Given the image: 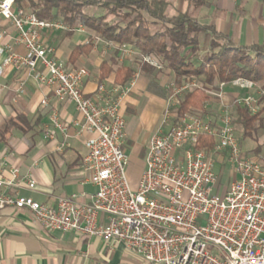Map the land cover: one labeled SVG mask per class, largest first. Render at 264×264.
<instances>
[{
	"label": "built area",
	"instance_id": "obj_1",
	"mask_svg": "<svg viewBox=\"0 0 264 264\" xmlns=\"http://www.w3.org/2000/svg\"><path fill=\"white\" fill-rule=\"evenodd\" d=\"M1 20L13 24L25 54L7 46L0 77L8 67L29 72L55 99L75 106L82 118L76 124L93 135L85 140L87 154L81 169L90 173L97 188L89 204H79L72 196L49 208L31 197L6 194L17 185L30 190L36 185L30 175L20 178L18 168L12 171L13 180H5L0 163L1 210L29 211L48 231L124 244L147 264H264V153L244 152L226 111L216 124L193 112L177 119L180 97L196 83L169 88L165 113L150 138L146 166L134 189L127 175L126 119L120 107V97L128 89L109 90L101 84L93 97L85 95L88 71L66 69L54 58L55 48L43 39L44 32L68 29L62 20L41 21L32 12L16 9L15 0H0ZM3 36L0 29V40ZM142 61L162 69L152 56ZM232 84L245 91L258 89L243 79ZM24 92V84L19 83L17 93ZM216 97L222 98V93ZM41 104L47 106L49 99ZM235 104L253 114L263 108L250 96L237 98ZM52 122L65 132L56 115ZM45 138L53 140L55 133L46 128ZM203 138L215 140V147L203 145ZM67 146L64 141L58 150ZM225 154L233 177L228 187L215 170L219 156Z\"/></svg>",
	"mask_w": 264,
	"mask_h": 264
},
{
	"label": "crops",
	"instance_id": "obj_2",
	"mask_svg": "<svg viewBox=\"0 0 264 264\" xmlns=\"http://www.w3.org/2000/svg\"><path fill=\"white\" fill-rule=\"evenodd\" d=\"M203 1L205 5L195 6L191 0H172L168 15L188 13L201 26L213 28L220 37L239 47L264 46V0ZM20 8L32 12L27 1L21 5L16 3V9ZM0 29L4 33L0 40L1 66L7 56V46L21 55L25 54V49L17 42L18 32L11 22L1 20ZM211 38L210 33L200 36L202 56L209 50ZM43 39L55 48L54 58L62 66L68 70L85 68L88 71L89 76L83 84L88 97H93L101 84L109 90L119 88L115 78L120 68L129 67L134 71L132 80L124 86L127 93H120V107L122 114L136 115L135 130L130 128L125 118L128 127L123 148L129 158L128 166L134 169L139 181L146 166L150 138L158 126L164 99L168 95L165 86L169 80H174V76L165 75L155 67L149 72L144 70L139 61L142 56L136 49L105 42L82 26L74 31L69 27L47 31ZM89 45L92 47L90 53H84L76 62H71L75 48ZM103 63L109 64L113 72L101 82L100 67ZM19 83L24 84L23 94L17 93ZM222 91V98L217 97L214 102L235 98L232 86L226 85ZM237 94L244 96L242 91ZM45 98L49 99V104L43 107L41 102ZM208 104L203 112L193 113L206 119L211 106ZM19 115H25L31 126L23 131L14 129L6 132V123ZM53 115L58 117L65 132L55 128ZM219 118L217 115L206 120L216 124ZM81 120L72 103L55 99L33 74L17 72L10 67L4 69L0 77V163L4 164L3 178L13 180L12 171L18 168L20 178L30 175L36 185L34 190L17 185L9 188L6 194L31 197L49 208H55L61 198L72 196L79 204H89L97 188L90 181V173L81 169V164L87 154L85 140L93 135L82 131L76 124ZM46 128L55 133V139L45 138ZM64 141L68 146L60 152L59 144ZM219 159L215 170L220 180L225 175L230 178L227 154L220 155ZM138 181L134 182V189ZM131 258L144 262L124 244L106 242L98 237H83L77 233L48 231L29 211L13 207L0 209V264H119L129 262Z\"/></svg>",
	"mask_w": 264,
	"mask_h": 264
},
{
	"label": "trees",
	"instance_id": "obj_3",
	"mask_svg": "<svg viewBox=\"0 0 264 264\" xmlns=\"http://www.w3.org/2000/svg\"><path fill=\"white\" fill-rule=\"evenodd\" d=\"M25 1L41 21L62 20L73 31L82 26L105 42L133 47L142 58L152 56L162 65V71L168 70L174 76L177 84L196 81L197 87L179 100L177 119L188 112H203L210 102V91L221 92L223 86L238 79L253 82L264 92V46L239 47L220 37L213 28L201 26L188 13L169 16L172 0H15L20 5ZM191 1L195 6L206 4L203 0ZM91 7L105 13L86 14L84 10ZM111 16L114 21L109 19ZM204 33H210L212 40L209 50L202 56L200 36ZM91 49L90 45L75 48L71 62L90 53ZM140 62L144 70H155L144 61ZM112 72L110 65L103 63L100 81L107 80ZM133 75L131 68H120L116 72V85L124 87ZM233 123L241 131L243 148L246 139L255 141L259 130L264 128V106L256 114L237 106ZM30 126L27 117L19 115L6 123V132L23 131ZM202 144L213 149L216 142L203 138ZM262 148L258 145L254 153H262Z\"/></svg>",
	"mask_w": 264,
	"mask_h": 264
},
{
	"label": "rangeland",
	"instance_id": "obj_4",
	"mask_svg": "<svg viewBox=\"0 0 264 264\" xmlns=\"http://www.w3.org/2000/svg\"><path fill=\"white\" fill-rule=\"evenodd\" d=\"M84 11H85L86 14H89V15H102L103 13H105L104 10L102 11L101 9H98L96 7L86 8ZM109 19L112 20V21L115 20V18L113 16H111ZM139 61H142V58ZM161 72L162 73L164 72L165 75L168 74V73L171 74L170 72H168V70H164V71L161 70ZM152 75H154V73H151V76ZM183 83H185V84H187V83H194L195 84L197 82L196 81H191V80H185L184 82H182L180 84H177V83H175V79H174V80H169L168 83H166L167 86H165V87H166V89H168V92H167L168 95L164 99L165 102L163 104V108L161 109V114H160V119H159L158 125L161 123L162 118H163V115L165 113L166 101H167L168 96L170 95L169 94V88H171L173 85H181ZM230 86H232L235 89V98H233L232 100H229V101L219 100V103L214 102V101H217L218 100L217 97H216V95L221 94L223 91H221V92L218 91L217 92V91H214L213 90V91H210L208 93L211 96L210 103L208 104V106H210V105L211 106L209 108V111L206 112V119L210 120L213 117L216 118L217 115H218V118H219L223 114V111H226L228 113V115H230L232 117V119L234 120V117H235V109L237 107L236 104H235V100L237 99V95H238L237 93H238V91H242L243 94H244V96H243V95H241L242 94L241 93L240 95H238V98L250 96L259 105H263L264 106V103L262 102V98H263L264 92L258 90L259 88L256 89V90L245 91L243 89H240L239 87L234 86L233 84H230ZM186 92H184L182 94V96L180 97V99L183 97V95H185ZM217 106H219V107L217 108ZM123 116L127 119L128 123H130V128H132V127L134 128L136 126V121H135L136 115H130V114L126 113L125 115L123 114ZM151 116L152 115H150V119H149L150 122L152 121V117ZM127 121H126V127H128ZM235 127H236L235 128L236 129V135L238 136V139L241 140V131H240V129L237 126H235ZM134 130H135V128H134ZM144 132L146 133L147 132V129H145ZM145 133H142V134L145 135ZM258 145H262L263 148H262V151L261 152L264 153V128L259 130L257 136L255 137V141H254V139H246L244 141L243 150H244V152L254 153V149ZM133 170L134 169H132L131 166L130 167L129 166L127 167L128 179H129V182H130L131 186L134 188L135 187L134 186V184H135L134 182L138 181V176H137V174H135L133 172ZM229 174H230V172H229ZM232 178H231V174H230V178L225 175L224 177H222L221 184L224 187H228L230 185V183H231V180L230 179H232ZM119 264H147V263H145V262L142 263L139 258L138 259L137 258H131L129 262H123V263H119Z\"/></svg>",
	"mask_w": 264,
	"mask_h": 264
}]
</instances>
